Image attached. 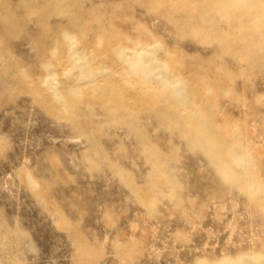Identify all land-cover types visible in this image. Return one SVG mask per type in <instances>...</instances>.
Masks as SVG:
<instances>
[{
    "label": "rangeland",
    "instance_id": "obj_1",
    "mask_svg": "<svg viewBox=\"0 0 264 264\" xmlns=\"http://www.w3.org/2000/svg\"><path fill=\"white\" fill-rule=\"evenodd\" d=\"M0 264H264V0H0Z\"/></svg>",
    "mask_w": 264,
    "mask_h": 264
},
{
    "label": "bare ground",
    "instance_id": "obj_2",
    "mask_svg": "<svg viewBox=\"0 0 264 264\" xmlns=\"http://www.w3.org/2000/svg\"><path fill=\"white\" fill-rule=\"evenodd\" d=\"M243 156H244V154H243Z\"/></svg>",
    "mask_w": 264,
    "mask_h": 264
}]
</instances>
